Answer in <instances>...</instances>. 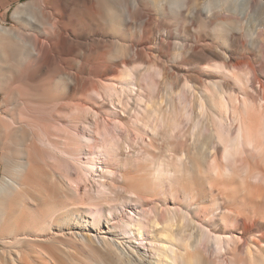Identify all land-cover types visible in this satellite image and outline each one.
<instances>
[{"label": "bare ground", "instance_id": "6f19581e", "mask_svg": "<svg viewBox=\"0 0 264 264\" xmlns=\"http://www.w3.org/2000/svg\"><path fill=\"white\" fill-rule=\"evenodd\" d=\"M143 1L21 3L13 15L27 11L30 24L44 27L42 34L1 28L19 44L8 57L17 73L0 80L17 109L6 120L10 127L24 121L29 142L25 167L14 165L0 183V264H204L200 245L245 249L238 264L264 262V255L257 262L253 255L264 245V233L256 237L259 230L245 225L247 218L235 207L243 190L254 213L256 206L264 209V168L255 160L264 162V56L258 55L260 64L254 65L249 56L217 51L194 36L196 42L179 45L174 57L179 69L196 63V70H185L179 99L174 96L163 108L157 88L164 82L174 91L177 85L168 66L156 67L136 53L159 32L150 29L155 23L142 11ZM145 1L172 11L186 6V0ZM222 3L236 7L234 0ZM241 4L264 7V0ZM214 5L208 2L200 13L212 14ZM84 14L90 23L83 21ZM131 24L146 34L139 41L117 40L99 51L91 44L81 71H50L54 54L75 51L82 33L110 37ZM221 24L224 32L232 30L228 20ZM211 61L238 88L231 86L225 95V81H205L201 69H209ZM76 63L67 60L70 68ZM185 89L192 102L184 103ZM185 120L189 124L183 130ZM159 140L164 151L157 150ZM190 175L212 190L224 188L222 207L210 215L201 208L178 183ZM180 192L204 214V222L216 226L230 217L241 220L242 230L208 229L177 203Z\"/></svg>", "mask_w": 264, "mask_h": 264}, {"label": "rangeland", "instance_id": "374dc122", "mask_svg": "<svg viewBox=\"0 0 264 264\" xmlns=\"http://www.w3.org/2000/svg\"><path fill=\"white\" fill-rule=\"evenodd\" d=\"M37 1L38 0H15L8 9L3 12L0 11V80L1 77L7 75L8 73V75H15L17 73V68L13 64H10L8 57L11 56L12 53L19 50V44L17 39L13 37L14 35H3L1 33V28L10 30L20 29L26 32L42 34L44 27L41 26V23L30 24V21L28 20L29 13L27 11L19 17H15L13 15L14 9L19 4L28 3L34 7V5L39 4ZM194 1L195 7H192L193 1L186 0V6L180 5L179 8L177 7V11H172L169 7L164 10V7L161 5L152 4L145 0L141 4L142 11L146 15L152 16L154 19L155 24H153L150 29L158 28L159 32L157 33L158 36H156L157 34L155 35L151 33L152 36H150L149 42L137 47L138 50L136 53L138 55L142 54L149 61V63L154 64L156 67H160V65L168 66L173 72L171 74V78L177 85L174 91H172L164 82H162L157 88V91L155 92L157 104L163 108H166L169 105L174 96L176 99H179L177 92L184 86L186 71L192 72L196 70V68L193 67L196 63L184 65L185 69H179V60L174 57V54L178 53L179 45L184 42H187L188 45L196 42L194 36L203 37L206 44L217 51L222 52V48H225L228 51H232L234 55L236 53L237 57H241L242 54L249 56L254 65L260 64L261 59L258 58V55L264 56V7H260L257 4H251L246 7L241 4L242 0H236L237 2L234 0L236 4L235 8H229L227 7V4L224 5L222 2L226 0ZM208 2H216V5H214L215 9L212 14L210 13L204 16L200 12H202V9L206 7ZM45 3L52 6L53 2L52 0H45ZM130 11H132L131 6ZM81 17L83 18V21L88 23L91 22L87 15L84 14L81 15ZM222 20H228L231 24H233L230 32H224L221 24ZM138 26V24H131L126 27H121L118 34L111 35L110 37L94 35L93 33L88 32L82 33L84 36L80 39L81 42L78 43L75 51L68 52L65 50L61 53L54 54V65L50 67V71H62L66 69L71 72H78V70L81 71L79 64L82 57L88 55V51H85L88 46L93 44L95 51H99L102 47H105L117 40L124 44L139 41V39L144 37L146 34H141V29L138 30ZM159 37L164 39V43L158 42ZM73 59H75L77 63L75 67L70 68L68 67L69 64H67V60ZM71 63L73 64V62ZM207 64L209 69H206V67L201 69L203 79L209 83L220 80L225 81L223 89L225 91V95H227L226 92L228 89L231 86H234L233 80L229 76L217 71L213 61L207 62ZM260 78L264 80V71L263 77ZM196 87H200L199 89H202L201 86L196 85ZM234 87L238 88L237 86ZM7 91V85L6 89L4 87L0 88V183L7 177L11 176L10 169L14 165L19 169H23L25 167L27 164V145L29 142V137L26 138V129L23 127L24 121L21 120L18 122L16 120V123L12 124L10 127L8 121L6 120L17 111V109L15 110L14 105L15 99L11 93H7ZM184 96V103L186 101L192 102L193 96L189 89L184 90ZM64 102L65 101H62L61 103ZM192 108L195 112L198 109L194 105ZM188 124L189 122L185 120L182 129L185 130ZM158 144L160 148L157 150L164 151L162 147L165 146L164 143L159 140ZM255 160L259 162L260 168H264V162L260 161L258 157H255ZM252 164L255 168L257 167L255 161H253ZM184 180L185 179H178V183L180 185H184L186 191L195 196V200H197L201 208L209 210V215L211 212L217 211L220 207H222V205H220L221 199L219 198V195L222 191H225L224 188L219 189V191L216 189L212 190V187H209L206 183H202L192 175L187 178L186 182H184ZM257 183V181H254L252 184ZM227 189L228 191L232 190L231 187H228ZM243 193L244 192L242 190L240 198L237 200L239 204L235 207L241 212L239 217L247 218L245 225H253L259 230L255 232V234H257L255 236L260 238L258 233H264V209H256L258 207L256 206V213H254L249 206V198L244 197ZM180 196H182L181 192L178 195L177 203H180L179 205L184 210L189 211L192 217L194 216L193 218L195 220L202 222L208 229L211 228L212 231L217 229L219 232H237V230H242L241 220L234 221L230 217L225 218L220 225L216 226L210 221L204 222V218L206 219L204 214L196 212L194 208H192V203H190L191 200L184 199L183 196ZM256 199L259 200V198ZM183 206H185L186 209ZM228 206L233 207L232 204H228ZM217 220H219L218 217ZM261 240L264 243V237H262ZM253 244L258 246L254 241ZM3 248L4 245L0 240V251ZM199 250L204 264H238L240 260L247 255L245 249H239L237 251H220L214 246L212 248V246L205 247L204 245H200ZM253 255L255 261L257 262L259 257L264 255V245L261 246L259 250L253 249ZM262 264H264V262Z\"/></svg>", "mask_w": 264, "mask_h": 264}, {"label": "crops", "instance_id": "0c3cea01", "mask_svg": "<svg viewBox=\"0 0 264 264\" xmlns=\"http://www.w3.org/2000/svg\"><path fill=\"white\" fill-rule=\"evenodd\" d=\"M15 0H0V11L3 12L4 10L8 9Z\"/></svg>", "mask_w": 264, "mask_h": 264}]
</instances>
